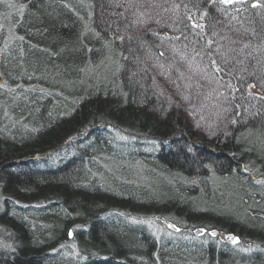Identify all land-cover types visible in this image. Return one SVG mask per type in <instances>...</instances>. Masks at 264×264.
Returning a JSON list of instances; mask_svg holds the SVG:
<instances>
[{"label":"trees","instance_id":"trees-1","mask_svg":"<svg viewBox=\"0 0 264 264\" xmlns=\"http://www.w3.org/2000/svg\"><path fill=\"white\" fill-rule=\"evenodd\" d=\"M206 1L0 2V237L10 239L0 246V264L66 263L56 255L41 256L42 250L37 247L52 244L53 235H48L49 227L31 226L29 221L37 215L50 221L56 237L67 235L70 227L74 230L75 240L86 248L82 251L86 258L70 264H169L161 254V249L165 251L168 246L149 238L144 233L146 228L122 224L120 219L118 223L113 219L116 216L101 215L105 207L101 210L100 205L106 193L92 186L83 160L88 156L87 160L92 158L98 163L100 154L95 158L91 153L99 152L100 146L92 147L88 142L95 143L97 137L109 131L158 140L163 149L166 147L157 153L158 161L173 171L203 173L208 164H214L218 170L231 172L235 163L244 162L251 172L264 178V70L258 67L264 64V0H259L261 6L248 14L252 21L242 24L230 23L225 10L229 7L216 1L208 6ZM195 5L200 8L196 14L203 18L198 23H204L203 31L187 18L188 8ZM135 14L144 27L152 26L156 31L137 33ZM205 38L222 47L223 52L231 47L229 51L240 54V59L232 60L234 53L225 57L209 51L214 60L204 56L197 61L193 53L206 45ZM176 51L182 57L170 63L166 56ZM190 58L194 63L188 61ZM248 58L258 64L250 63L248 73L238 70ZM213 61L232 86L231 94L227 92L218 99L222 102H215L221 105L215 112L222 123L212 119L213 108L208 110L211 114L206 113V121H194L197 115L193 116L191 108L203 103L206 94L197 97L193 95L195 91L190 94L183 88V92H172L171 101L169 96L152 90L146 72L154 68L158 71L161 64L166 68L159 72H172V76L193 66L195 72L200 67L212 72ZM98 69L97 76L103 82L100 84L96 78V88L93 80ZM250 71L254 79L247 77ZM199 76L196 78L203 79ZM144 81L148 82L142 84ZM248 84H254L263 95L248 92ZM184 104L190 105L187 111L193 120L186 116ZM196 131L216 151L198 144L203 140L199 141ZM77 145L82 149L76 150ZM110 198L118 203L130 199L125 194ZM12 199H32L44 205L25 212ZM215 222L204 223L236 234L239 243L231 246L223 242L216 248L211 246L215 240L210 239L211 245L200 253L203 264H263V234L235 219L222 225ZM260 222L264 224L261 219ZM36 234L51 239L33 242ZM238 246L247 248L245 254L236 252L239 255L231 257L226 252Z\"/></svg>","mask_w":264,"mask_h":264},{"label":"rangeland","instance_id":"rangeland-1","mask_svg":"<svg viewBox=\"0 0 264 264\" xmlns=\"http://www.w3.org/2000/svg\"><path fill=\"white\" fill-rule=\"evenodd\" d=\"M1 1L3 0H0V2ZM213 1H218L222 6L229 7L225 10L227 13L226 16L230 18V23H235V21H237L239 24L247 23L249 19L252 21V16L248 14L253 13L252 10L254 11L255 9L253 8H256V6H261L259 0H229L228 2L207 0L206 5L209 6V3ZM8 4L9 3H5L7 8L11 10L12 6H8ZM195 6V8H188L187 18L193 19V23L197 25V28L203 31L201 27H204V23L202 25L198 24L203 18L201 15L198 16L196 14V10L200 8L197 7V5ZM261 7L264 9V6ZM136 9L138 10L140 8L136 7ZM136 15L137 14H135L137 33L142 35L145 32L156 31V28L152 26L144 27L141 23L142 19H136ZM159 19L160 16L157 20ZM256 29H258V27ZM247 30L248 29H246V31ZM260 31L263 32L262 30ZM202 33L203 32H201V34ZM250 33L252 34V31H250ZM234 36H236V34H234ZM228 38H230V35ZM205 39L207 40L206 45H199L200 47L196 48L195 53H193L197 61L203 60L204 56L209 60H214L212 57L213 55L209 53V51H217V54L220 56L224 54L225 57L227 54H231L232 56L234 53L231 59L234 61L240 59V54L233 50L229 51L231 47H228L225 49V52H223L220 47L212 45L210 42L211 40L208 38ZM253 45L255 46L256 44L253 43ZM255 47H257V45ZM235 49H237V47ZM166 57L171 63L172 60H174V62L175 60L179 61L182 56L176 51L175 54H168ZM193 58L188 59V61L194 63ZM245 63H247V65ZM245 63V65H241L238 70L248 73L247 68L249 67L247 66L250 63L254 65L258 64L257 61L253 63L250 58H248V62L245 61ZM228 64L229 63L226 65ZM160 66L159 70L164 72L166 67L162 64ZM261 66L264 70V64H259L258 67L261 69ZM194 68V66L187 67L182 71L176 72L174 76H172V72H167L166 74L160 73L159 70L157 71L155 68L153 70L146 69V72L148 73V80L152 86V90L157 92L158 95L161 94L160 96H169L171 101H173L171 98L172 92L175 91L176 94L183 92V88L187 93L190 92V94L192 93L191 90L195 91L193 95L201 93L206 94L203 103L196 105L195 108H191V111L193 110V116L195 117V115H197L194 121H206L208 118L206 113L209 109L213 108V112L211 111L213 116L212 119L221 122L222 118H218L219 115L217 111L215 112V108L221 105L215 104V102H222L218 99L220 97L223 98L227 92H231L230 88L232 86L230 79L228 76L225 77L221 74L219 65L215 61L210 62V69H212V72H209L205 67H203L205 68L204 71L201 67L199 68L201 69V73L205 76L203 78V83H201L203 79L196 78L198 73H195ZM170 69L171 67L168 68V71ZM99 71L100 69L96 71L97 73L94 77L100 82L101 80H99L100 78L97 76L100 74ZM97 79L93 80L96 88L98 86ZM241 79L244 80V78ZM214 80L218 83L220 82L221 86L217 83L218 87H216ZM85 82L86 80L84 83ZM101 82L100 84H102ZM145 82L148 81L141 83L143 84ZM258 85L262 86L260 83H258ZM89 88L91 87H86V89ZM196 91L202 92L199 93ZM247 91L255 93L258 96L263 95L254 84H249ZM198 96L199 95H197V97ZM183 106L186 116L192 119V117H190L191 112H188L190 110V105L184 104ZM209 113L210 112H208V114ZM230 122L233 124V120ZM227 123L229 124V119L226 124ZM131 130L136 132V129ZM211 131L212 128H210V132ZM197 132L199 131H196V133ZM244 132L246 133V131ZM211 133L216 134L214 131ZM122 136L123 135L112 134V132L109 131L104 137L102 135L97 137L95 143L94 141H89L88 145L92 147L96 146L95 144H99V152H92L91 154L94 155L95 158L100 154V157L98 158V163H95V161L92 162V158L87 160L88 156L86 157L87 161L83 160L84 168L87 171L86 174L88 175V179L91 180L92 186H94L95 189L97 186L100 193H106L107 198L104 203L100 205L101 210L102 207H105L101 215L116 216L117 218L113 219L118 223H120L121 220L122 224L127 222L133 225L134 223L135 225L138 224L141 228H146L147 232L144 233L146 235L149 234V238L154 239L156 243L159 242V245H161V241H164L168 246L165 250L166 253L163 249H160L161 254L164 253V258L168 260L169 264L172 262H176L177 264H190V258L187 257L188 253H183L180 255L181 259H179L176 255L172 256L173 252L181 249L183 252L194 251L200 254L201 250H206L211 245L210 239L215 240L211 242L216 248H218L219 243L223 242L231 246L239 243V237L236 234L225 232L217 227H208L205 225V223H213V220L216 221V224L222 225V222L226 223V221H233L235 219L239 222L241 221L243 225L247 224L250 228L254 229V231L264 236V230H262L264 229V224L262 225L260 222V219L264 221V178H261L257 172H251L249 166L245 165L244 162L240 164L235 163L234 167H231V172H229V170L227 172L218 170L214 164H208L209 166L207 165L206 168L203 169L204 172L201 173V171H198V174L185 170L181 172L177 170L173 171L166 167L168 165L165 164L166 166H162L163 163L161 164V162L158 161L157 153L161 149L162 151L166 149V147H164V149L162 148V144L160 145L158 140L150 139L149 137L140 138L132 134L131 136ZM207 136H210V134H207L206 137ZM197 137L200 138L199 141L203 140L199 134ZM137 141H139L140 145L137 144ZM99 142L102 143V146ZM198 144L202 145L204 148L206 147V149L209 148L211 152L216 151L212 144L204 140ZM88 145L86 147L84 146V149L87 148ZM70 147L67 146V148ZM79 148L82 149V146L77 145L76 150ZM80 151L81 150H79V152ZM244 174L249 178L246 179ZM198 175L199 177H197ZM123 194L130 199L118 203L112 201L110 198L112 195L116 197V195L122 196ZM12 201L14 203L18 202L17 204L23 208L25 212L26 210L31 212L32 210H36L42 203L41 201L32 199H27L26 201L12 199ZM38 213L43 214L41 210H39ZM46 214L48 213L46 212ZM36 215L37 214L33 216ZM32 219L34 221H29L32 227L35 228L39 226L45 229L49 227V231H47L48 235L52 234L53 237H56L55 235L57 233L55 231H53V233L51 232L50 221L47 223L43 221V216L40 217L38 215L34 218L32 217ZM73 231L70 227L67 230V235H58L55 239L53 237L51 239V236L36 234L32 241L38 243L42 241V239L49 240L50 238V243L52 244H48L47 246L45 244H40V246L37 247V249L41 248L42 250L41 256L43 257L44 253H46V256L56 255L58 260L62 257V262L70 264V262L82 258L84 254L82 251L86 249L75 240ZM142 236L143 235H141V237ZM3 241L9 242L10 239L7 237L4 239L0 237V246L5 244ZM242 246L234 247L232 250L226 252L229 253L231 257L239 255L240 253L245 254L247 248ZM255 248L256 246L251 247V249ZM261 249L264 251V246ZM0 250L3 251L1 247ZM84 256L86 255L84 254ZM63 257H69V262ZM174 259L176 261H174ZM261 260H264V258L261 257ZM202 261L203 258H198L195 261L192 260V264H203ZM236 261L240 260L238 259ZM228 262L230 263V260ZM262 263L264 264V261H262Z\"/></svg>","mask_w":264,"mask_h":264},{"label":"bare ground","instance_id":"bare-ground-1","mask_svg":"<svg viewBox=\"0 0 264 264\" xmlns=\"http://www.w3.org/2000/svg\"><path fill=\"white\" fill-rule=\"evenodd\" d=\"M221 1V0H220ZM219 1V2H220ZM218 2V1H217ZM221 3V2H220ZM225 46H227L226 44H225ZM224 46V47H225ZM228 47V46H227ZM222 48V47H221ZM228 55V54H227ZM202 68V70L204 71L205 70V68H203V67H201ZM208 70V69H207ZM209 72H211L210 70H208ZM195 73H198V74H200V78H204L205 76H204V74L203 73H201V69H199V70H197V72H195ZM206 73V72H205ZM197 74V75H198ZM207 74V73H206ZM247 77L249 78V77H251V79H254L255 78V76L253 75V73H252V71H250V74H248L247 75ZM214 82L216 83V87H217V83L218 82H216L215 80H214ZM218 85H220V82L218 83ZM221 86V85H220ZM248 88H249V84L246 86V90H248ZM224 230V229H223ZM211 246H214V245H211ZM183 253H188V255H187V257L188 258H190V264H192V260L193 261H195L196 259H198V258H201V256H200V254L198 253V252H194V251H188V252H183L181 249H178L177 251H175V252H173V254H172V256L173 255H176L179 259H181V256L180 255H182ZM169 255H170V252H169ZM193 258V259H192ZM173 259V258H172ZM174 261H176L175 259H174ZM170 264H177L176 262H172V263H170Z\"/></svg>","mask_w":264,"mask_h":264},{"label":"water","instance_id":"water-1","mask_svg":"<svg viewBox=\"0 0 264 264\" xmlns=\"http://www.w3.org/2000/svg\"><path fill=\"white\" fill-rule=\"evenodd\" d=\"M222 2L224 1V2H226V0H221ZM229 1V0H228Z\"/></svg>","mask_w":264,"mask_h":264},{"label":"snow or ice","instance_id":"snow-or-ice-1","mask_svg":"<svg viewBox=\"0 0 264 264\" xmlns=\"http://www.w3.org/2000/svg\"><path fill=\"white\" fill-rule=\"evenodd\" d=\"M226 2H228V0H226Z\"/></svg>","mask_w":264,"mask_h":264}]
</instances>
